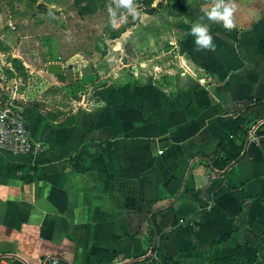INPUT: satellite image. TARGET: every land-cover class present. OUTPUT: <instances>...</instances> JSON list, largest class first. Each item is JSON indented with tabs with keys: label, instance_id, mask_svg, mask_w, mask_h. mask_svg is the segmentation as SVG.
Wrapping results in <instances>:
<instances>
[{
	"label": "crops",
	"instance_id": "0c3cea01",
	"mask_svg": "<svg viewBox=\"0 0 264 264\" xmlns=\"http://www.w3.org/2000/svg\"><path fill=\"white\" fill-rule=\"evenodd\" d=\"M218 2L141 4L114 39L134 62L92 87L71 123L23 103L40 150L0 151V256L148 264L156 226L161 264H264V134L225 172L207 157L246 108L264 113V0H225L231 30L202 15ZM196 24L214 51L195 50Z\"/></svg>",
	"mask_w": 264,
	"mask_h": 264
},
{
	"label": "rangeland",
	"instance_id": "374dc122",
	"mask_svg": "<svg viewBox=\"0 0 264 264\" xmlns=\"http://www.w3.org/2000/svg\"><path fill=\"white\" fill-rule=\"evenodd\" d=\"M149 1L134 0L139 13V6ZM116 2L0 0V75L8 91L17 85L20 101L41 109L51 121L71 118L91 99L92 87L120 72L124 61L134 62L122 55L114 39L137 17L129 15L126 24L113 29L109 9ZM50 62L71 67L74 79L66 82L64 76L47 72Z\"/></svg>",
	"mask_w": 264,
	"mask_h": 264
},
{
	"label": "built area",
	"instance_id": "2783aa9c",
	"mask_svg": "<svg viewBox=\"0 0 264 264\" xmlns=\"http://www.w3.org/2000/svg\"><path fill=\"white\" fill-rule=\"evenodd\" d=\"M8 89L6 78L0 75V151L12 155L35 153L40 150V143L33 140L29 134L23 103L20 101L22 94L17 90V85L10 91ZM259 130H263L262 134H264V117L256 119L251 124L246 135V144L259 136ZM153 233V239L140 260L151 261V264H161L158 254L160 234L156 226L153 228ZM9 257L0 256V264H13ZM36 264L66 263L60 256L49 255L41 258Z\"/></svg>",
	"mask_w": 264,
	"mask_h": 264
},
{
	"label": "clouds",
	"instance_id": "9594fccd",
	"mask_svg": "<svg viewBox=\"0 0 264 264\" xmlns=\"http://www.w3.org/2000/svg\"><path fill=\"white\" fill-rule=\"evenodd\" d=\"M123 9V11H120ZM233 7L225 2H219L211 9L204 10L202 15L209 24L220 23L224 28L231 30L235 27L233 20ZM129 15L137 17L139 15L137 5L134 0H117L115 7H110L109 17L113 29H118L121 25L128 22ZM189 35L193 39L196 51H214L217 47L210 34L208 25L196 24L190 28Z\"/></svg>",
	"mask_w": 264,
	"mask_h": 264
},
{
	"label": "trees",
	"instance_id": "16d2710c",
	"mask_svg": "<svg viewBox=\"0 0 264 264\" xmlns=\"http://www.w3.org/2000/svg\"><path fill=\"white\" fill-rule=\"evenodd\" d=\"M249 109L250 108H246L243 114H240L237 116L236 118L238 122L237 127L230 129V130H225L220 134L215 150L213 151L212 154L207 156L211 165L214 168L225 172L226 169H228V167L233 162L237 161L242 155L245 149V146H246V135H247V132L251 124L256 119L264 117V113L259 114L256 118H254L253 116H249ZM72 120L73 118L71 117V118L64 120L62 123L69 124L72 122ZM262 133H263V130L258 131V134H262ZM32 179L33 177L29 179L24 178V181L29 182ZM258 199L264 202L263 198L259 197ZM157 231L160 234L159 239H161L163 234L161 233V230L158 227H157ZM158 250H159V246H158ZM231 258L232 256L222 257L220 258V260L216 262V264H218L219 262H229L232 260ZM148 264H151V261H149Z\"/></svg>",
	"mask_w": 264,
	"mask_h": 264
},
{
	"label": "water",
	"instance_id": "95a60500",
	"mask_svg": "<svg viewBox=\"0 0 264 264\" xmlns=\"http://www.w3.org/2000/svg\"><path fill=\"white\" fill-rule=\"evenodd\" d=\"M47 72L57 75L64 76L66 82H70L74 79V70L71 67L65 68L60 62H50L46 65Z\"/></svg>",
	"mask_w": 264,
	"mask_h": 264
}]
</instances>
